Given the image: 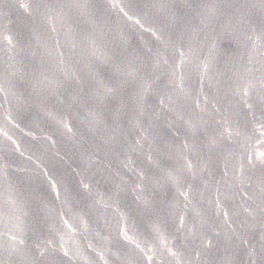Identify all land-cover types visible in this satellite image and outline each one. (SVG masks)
Returning <instances> with one entry per match:
<instances>
[{"label":"water","instance_id":"water-1","mask_svg":"<svg viewBox=\"0 0 264 264\" xmlns=\"http://www.w3.org/2000/svg\"><path fill=\"white\" fill-rule=\"evenodd\" d=\"M0 264H264V0H0Z\"/></svg>","mask_w":264,"mask_h":264}]
</instances>
